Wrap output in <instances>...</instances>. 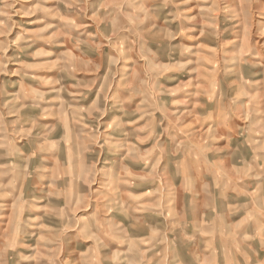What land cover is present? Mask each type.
Masks as SVG:
<instances>
[{"label":"rangeland","instance_id":"1","mask_svg":"<svg viewBox=\"0 0 264 264\" xmlns=\"http://www.w3.org/2000/svg\"><path fill=\"white\" fill-rule=\"evenodd\" d=\"M261 198L264 0H0V264H264Z\"/></svg>","mask_w":264,"mask_h":264},{"label":"crops","instance_id":"2","mask_svg":"<svg viewBox=\"0 0 264 264\" xmlns=\"http://www.w3.org/2000/svg\"><path fill=\"white\" fill-rule=\"evenodd\" d=\"M264 199L263 198H261L260 200H259V203L261 204V202L263 201ZM263 224H264V222H263ZM245 233H242V235H244ZM233 247H235V246H233ZM246 250V249H245ZM248 250H250V249H248ZM244 251V250H243ZM247 254H250V252H247ZM233 259H232V261L231 260H229V261H231V262H229L228 261V263H224L223 261H220V263H217V259L215 258V251H212V253H211V255H210V259H202V262H205V264H245V259L244 260H242V257H243V255H242V253L240 252V250H238V249H235V248H233ZM182 260L183 259H181V260H178V261H180V262H182ZM180 264V263H179Z\"/></svg>","mask_w":264,"mask_h":264}]
</instances>
